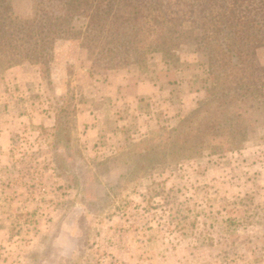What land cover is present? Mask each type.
Wrapping results in <instances>:
<instances>
[{
  "label": "rangeland",
  "instance_id": "rangeland-1",
  "mask_svg": "<svg viewBox=\"0 0 264 264\" xmlns=\"http://www.w3.org/2000/svg\"><path fill=\"white\" fill-rule=\"evenodd\" d=\"M136 1L147 21L73 20L42 63L0 74V264H264L263 125L236 150L210 141L190 159L136 163L213 80H264V0L243 66L220 49L223 0ZM35 2L14 0L15 13L40 20Z\"/></svg>",
  "mask_w": 264,
  "mask_h": 264
},
{
  "label": "trees",
  "instance_id": "trees-1",
  "mask_svg": "<svg viewBox=\"0 0 264 264\" xmlns=\"http://www.w3.org/2000/svg\"><path fill=\"white\" fill-rule=\"evenodd\" d=\"M13 1L0 0V74L25 59L42 63L59 35H69L75 29L73 20L84 17L86 29L93 30L106 28L107 24L132 27L148 18V9L136 0H36L34 10L42 15L36 21L16 14ZM46 2L48 7H40ZM222 3V31L227 30L220 48L223 56L230 57V63L234 58L237 63L240 61L239 66L245 60L253 64L254 50L261 40L250 30L248 16L259 11L262 0H223ZM211 4L214 6L215 2ZM109 17L114 18L113 22ZM232 39L238 47L232 48ZM206 53L212 68L218 60H213L211 50ZM237 63L233 66L239 67ZM256 80L253 84L226 83L221 88L213 80L207 98L176 127L139 143L137 167L145 170L150 164L159 165L176 157L190 159L200 155L210 141L215 142L209 146L212 152L240 148L247 140L250 126H264V80L259 77Z\"/></svg>",
  "mask_w": 264,
  "mask_h": 264
},
{
  "label": "flooded vegetation",
  "instance_id": "flooded-vegetation-1",
  "mask_svg": "<svg viewBox=\"0 0 264 264\" xmlns=\"http://www.w3.org/2000/svg\"><path fill=\"white\" fill-rule=\"evenodd\" d=\"M63 230H64V222H62V223L60 224V227H59V231H60V232H58V235H60L61 232H63ZM58 235L55 236V237H53V238H54L53 240H55V238H57ZM53 242H54V241H53Z\"/></svg>",
  "mask_w": 264,
  "mask_h": 264
}]
</instances>
